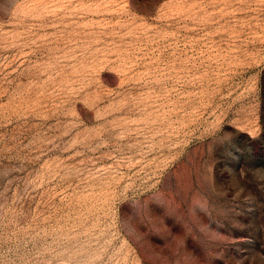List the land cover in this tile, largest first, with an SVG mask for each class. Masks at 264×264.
<instances>
[{
    "label": "rangeland",
    "instance_id": "1",
    "mask_svg": "<svg viewBox=\"0 0 264 264\" xmlns=\"http://www.w3.org/2000/svg\"><path fill=\"white\" fill-rule=\"evenodd\" d=\"M0 264H264V0H0Z\"/></svg>",
    "mask_w": 264,
    "mask_h": 264
}]
</instances>
